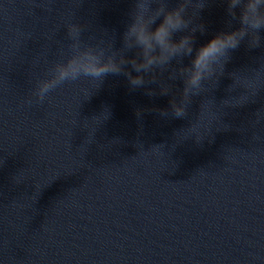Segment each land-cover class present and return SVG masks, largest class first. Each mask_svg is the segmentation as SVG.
Segmentation results:
<instances>
[{
	"label": "water",
	"instance_id": "water-1",
	"mask_svg": "<svg viewBox=\"0 0 264 264\" xmlns=\"http://www.w3.org/2000/svg\"><path fill=\"white\" fill-rule=\"evenodd\" d=\"M227 7H190L173 40L192 35L194 57L240 28ZM132 8L0 0V264H264V29L258 47L246 37L215 66L181 118L172 102L193 57L141 73L135 89L109 74L66 83L43 103L33 95L70 55L71 23L82 44L139 59L123 45ZM197 24L204 31L192 33Z\"/></svg>",
	"mask_w": 264,
	"mask_h": 264
},
{
	"label": "clouds",
	"instance_id": "clouds-1",
	"mask_svg": "<svg viewBox=\"0 0 264 264\" xmlns=\"http://www.w3.org/2000/svg\"><path fill=\"white\" fill-rule=\"evenodd\" d=\"M207 2L208 0H179L177 7L169 10L166 0H133L131 22L123 34V45L127 51L139 49V59L128 60L121 55L117 60L116 55H106L104 49L84 45L80 39L81 26L74 23L67 25L68 37L72 41L70 55L51 68L49 78L38 83L33 95L37 102L43 103L49 93L66 83L81 79L101 83L109 74L125 75L134 89L143 87L145 79L141 73H154L156 69H164L176 57H193V36L184 35L174 41L173 35L189 28L191 21L186 20L185 16L190 7L199 13L206 7ZM153 5L157 6L154 8ZM227 5L228 15L233 20H238L240 28L217 34L207 44L195 50L189 67L180 69L179 75L184 80L182 100L179 104L172 102V111L177 118L186 115L187 104L184 101H190L191 96L200 94L198 90L203 82L216 75L215 66L221 63L223 66L228 61L229 52L237 49L241 41L251 37L252 48L260 45L258 33L264 29V0H227ZM157 21L160 23L157 24ZM153 25L156 27L153 28ZM191 31L203 32L204 26L197 24ZM129 64L138 75L133 76L132 71L125 70L124 66ZM167 91L168 89L162 90V94ZM28 103L31 104L32 100ZM108 116L109 113L105 110L94 118L98 119L100 125Z\"/></svg>",
	"mask_w": 264,
	"mask_h": 264
}]
</instances>
